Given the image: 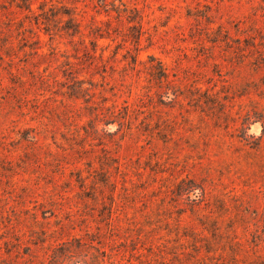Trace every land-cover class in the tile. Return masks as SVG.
I'll return each instance as SVG.
<instances>
[{
    "label": "rangeland",
    "instance_id": "rangeland-1",
    "mask_svg": "<svg viewBox=\"0 0 264 264\" xmlns=\"http://www.w3.org/2000/svg\"><path fill=\"white\" fill-rule=\"evenodd\" d=\"M66 246L264 264V0H0V264Z\"/></svg>",
    "mask_w": 264,
    "mask_h": 264
},
{
    "label": "trees",
    "instance_id": "trees-1",
    "mask_svg": "<svg viewBox=\"0 0 264 264\" xmlns=\"http://www.w3.org/2000/svg\"><path fill=\"white\" fill-rule=\"evenodd\" d=\"M67 248L65 249V251L67 252V254H61V256L64 257V259L62 258L60 261H59V257L58 256H55V255H52L51 256V260L52 262L56 263L58 261V264H66V262H68V256L71 255L70 253L72 252V250H70V246H66ZM57 258V259H56ZM85 264V263H84Z\"/></svg>",
    "mask_w": 264,
    "mask_h": 264
}]
</instances>
